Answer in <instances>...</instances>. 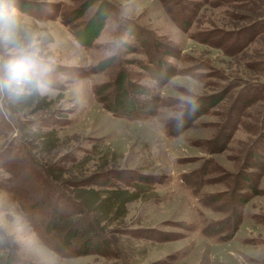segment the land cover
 <instances>
[{"label": "rangeland", "instance_id": "374dc122", "mask_svg": "<svg viewBox=\"0 0 264 264\" xmlns=\"http://www.w3.org/2000/svg\"><path fill=\"white\" fill-rule=\"evenodd\" d=\"M26 1L21 25L52 17L24 30L54 86L38 103L0 101V264H264V0ZM82 182L137 194L124 223L86 213L108 242L72 204Z\"/></svg>", "mask_w": 264, "mask_h": 264}, {"label": "trees", "instance_id": "16d2710c", "mask_svg": "<svg viewBox=\"0 0 264 264\" xmlns=\"http://www.w3.org/2000/svg\"><path fill=\"white\" fill-rule=\"evenodd\" d=\"M214 1L215 0H211V1L210 0H206L204 2V4L210 6V4L214 3ZM222 1H225V0H222ZM227 1H229V0H227ZM26 2H27L26 0H15V6H16L17 10L22 14V16L29 15V11L32 10V9H33V11L36 10L35 7H34L35 5H31V3L29 4V3H26ZM77 2H79V0ZM83 5L84 4L82 3V7H83ZM32 7H34V8H32ZM78 7H80V6H78ZM105 8H103V12H104ZM57 10L60 11V6L59 7L57 6ZM82 12L83 11H81V8H75L74 10L72 8V12H70L68 14V16L65 17V21H61V22L62 23H65V24H69L70 18L80 17V15H81ZM41 14H43L45 18H52V17H50L49 11H45V12L39 13V14L35 13V14L29 16V19H28V23L29 24L28 25H26V24H22L21 25L22 26L21 27L22 30H24V26H27V27H29L28 29H32V30H40V29H42L43 27H40V25L36 21V18L39 17L37 15H41ZM103 16H104L103 14H100V19H97V21L99 23L95 27H92L91 29L88 30L89 34L86 33L87 27L89 25V21L86 23L85 28L77 31V35H76L75 38L78 40V42L80 41L83 44H88L90 41H92V39L100 32V30L102 28V18H103ZM56 17L57 18H60L58 16H56ZM261 20L264 21V16L261 18ZM186 23H188V22H186ZM186 23H181L179 25L186 27L187 26ZM27 30H24V31L27 32ZM243 31H246V29H243ZM135 34H136V31H135ZM261 36H258V39L261 38ZM262 38H264V35L262 36ZM84 40H87V41L84 42ZM137 40L138 41L140 40V35L137 36ZM248 43H251V41H249ZM233 52L234 51H232V54H233ZM153 62L155 63V61H151L149 63V65L146 66V67L149 68V69H151L154 66V63ZM263 70H264V61H262V69H261V71H263ZM260 74H264V72H262ZM159 81L160 82L163 81V75L159 78ZM242 83H244V81H242ZM58 95H59L58 97H61V94H58ZM40 100H44V97H42V96H32V97H28L26 99L17 100V101H21V102H23V104L30 105L34 101H35L34 103H36V102L38 103V101H40ZM158 100H159V98L157 96H154L150 100L144 99L141 102L139 101V103H140L139 105H147V106H150L152 103H155ZM8 103H9V108L12 107L11 109H13L14 105L11 104V101L10 100H9ZM22 108L23 107H21V108L18 107V108H14V109L15 110H20V109L22 110ZM111 110H114V109H111ZM184 120L185 119L183 117H181L179 119V126L184 125L183 124V121ZM186 122H187V120H186ZM179 126H178V128H179ZM6 127L7 126H4L3 129L6 128ZM40 132L42 133V135L44 137V141L43 142H45L47 144H49L48 143L49 140H52L54 137L57 136L56 135L57 134L56 133L57 131L52 130V129L49 130V131H40ZM46 146L52 147L51 145H46ZM30 153H31V151H30ZM82 155L83 156L80 155L77 158H76V156L71 158V160H73L78 167H83V165L86 164V162L89 161L87 159L86 155L85 156H84V154H82ZM200 172L201 171L199 170V172H194L191 175H186V174L182 173V181L184 182V184H186V185H190L192 183L195 184V186L193 188V191H197L198 190V188H199L198 185L203 180L202 174ZM36 177L38 178V180H41L40 173H37L36 172ZM45 177L48 179L49 182L53 183V181H52L53 180V177L51 178L52 179L51 180L49 178L51 176L50 175L48 176V173L45 174ZM106 185L113 186L112 184L109 183V180L106 181ZM138 187L139 186H137V188ZM0 194H1V192H0ZM74 195H72L73 197L71 196V199L74 200L73 201L74 203H72L71 201H69L66 198H65V200L66 201H69L70 203H72L74 205H77L78 204V205H83L85 207L82 211H81V208L80 207H79L80 209H78V210H80V213L82 214V218H83L82 220H83V222L87 224L85 228L91 234H96L95 236L98 237V239H100V241H102V242H108L106 240L105 236L103 235V233L102 232L100 233V229L98 228L99 227L98 226V223H96L93 219H91V221H89V219L86 217L87 216L86 213H88L90 211V209L91 210H95L96 213H98L100 215V218H99L100 221H99V223H103V224L105 223L107 225H109V224L110 225L111 224L115 225V224L124 223V219H125V217L128 214V210L126 208V203L128 201L132 200L134 198V195H137V194L128 192V190H126L125 188H115V187H106V186L95 187V186H92V183H83L82 182V183L79 184V188H76V191L74 192ZM82 197L85 200V202L82 200ZM3 199H4V196L3 195L2 196L0 195V202ZM23 207L26 210V208H27L26 205H24ZM27 210L29 212V209L28 208H27ZM83 212H84V214H83ZM27 215L29 216L28 213H27ZM84 218H86V219H84ZM96 230H98V232ZM125 234H128L127 231L125 232ZM150 236H152V235H150ZM55 249H56V251L58 253H60L61 250H62V248H60V249L59 248H55Z\"/></svg>", "mask_w": 264, "mask_h": 264}, {"label": "clouds", "instance_id": "9594fccd", "mask_svg": "<svg viewBox=\"0 0 264 264\" xmlns=\"http://www.w3.org/2000/svg\"><path fill=\"white\" fill-rule=\"evenodd\" d=\"M54 61L22 30L15 0H0V101L46 95L54 86ZM198 105L193 102L195 114Z\"/></svg>", "mask_w": 264, "mask_h": 264}]
</instances>
